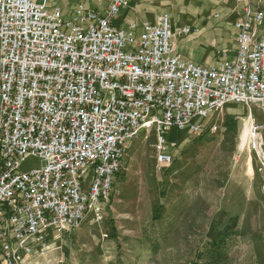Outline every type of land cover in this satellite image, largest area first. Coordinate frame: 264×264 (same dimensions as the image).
I'll return each instance as SVG.
<instances>
[{"label": "built area", "instance_id": "2783aa9c", "mask_svg": "<svg viewBox=\"0 0 264 264\" xmlns=\"http://www.w3.org/2000/svg\"><path fill=\"white\" fill-rule=\"evenodd\" d=\"M96 3L66 19L49 0H0V264H53L52 237L100 223L143 131L156 133L162 172L174 163L170 130L200 135L231 104H264V40L249 6L235 23L236 60L205 68L175 54L173 36L192 30L173 31L169 14L139 26L122 16L129 0ZM263 133L252 122L247 143L264 186ZM27 157L43 165L24 170Z\"/></svg>", "mask_w": 264, "mask_h": 264}, {"label": "rangeland", "instance_id": "374dc122", "mask_svg": "<svg viewBox=\"0 0 264 264\" xmlns=\"http://www.w3.org/2000/svg\"><path fill=\"white\" fill-rule=\"evenodd\" d=\"M49 2L66 19L78 4L97 6L96 0ZM168 2L187 16L186 0ZM252 122L264 124V104H231L204 122L200 135L170 130L174 163L162 172L156 133L143 131L100 205L102 221L88 217L79 229L52 237L46 258L53 264H264L263 172L243 139ZM42 165L27 157L23 169Z\"/></svg>", "mask_w": 264, "mask_h": 264}, {"label": "crops", "instance_id": "0c3cea01", "mask_svg": "<svg viewBox=\"0 0 264 264\" xmlns=\"http://www.w3.org/2000/svg\"><path fill=\"white\" fill-rule=\"evenodd\" d=\"M186 1L190 4L187 16H184L185 12L181 7L178 10L168 6V0H129L130 7L122 10V16L126 21H134L142 26L154 23L162 14H169L171 24L174 22L177 25L175 28L172 27L173 31L190 27L192 30L190 35L173 36L175 54L205 68L217 67L225 61L236 60L235 23L244 16L247 6L251 13L252 29L257 38L264 40V22L257 25L253 21L257 11L264 13V0H247L244 3L237 0ZM178 23L181 26H178ZM222 52H226L225 57L219 54ZM252 115L254 116L253 113L251 117Z\"/></svg>", "mask_w": 264, "mask_h": 264}, {"label": "bare ground", "instance_id": "6f19581e", "mask_svg": "<svg viewBox=\"0 0 264 264\" xmlns=\"http://www.w3.org/2000/svg\"><path fill=\"white\" fill-rule=\"evenodd\" d=\"M251 119H254L253 115H252ZM243 139H244V142L247 141V139H248V128L247 127L244 130Z\"/></svg>", "mask_w": 264, "mask_h": 264}]
</instances>
